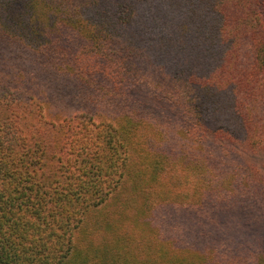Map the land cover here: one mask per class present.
I'll return each instance as SVG.
<instances>
[{
    "label": "trees",
    "instance_id": "trees-1",
    "mask_svg": "<svg viewBox=\"0 0 264 264\" xmlns=\"http://www.w3.org/2000/svg\"><path fill=\"white\" fill-rule=\"evenodd\" d=\"M117 24L132 35L137 51L154 68L144 74L147 78L135 76L128 90L148 117H177L169 108H181L195 136L215 117L220 121L231 112L247 145L264 147V128L251 117L259 105L264 115V0H0V264H101L96 257L100 250L92 252L94 246L84 238L90 230L85 217L101 213L113 201H132L126 191L137 167L130 155L136 150L133 140L141 137L146 146L152 141L139 115L126 114L120 124L105 118L113 94L123 96L122 88L93 97L96 110L76 108L55 123L45 120L41 106L31 108L34 98L28 97V88L24 94L15 92L23 77L10 65L27 49L48 54L55 71L73 75L86 88L100 84L97 75L102 73L128 84L119 68L122 53L107 44V29ZM62 29L89 43L75 52L58 38L42 40ZM243 42L250 47L248 66L240 63ZM216 45L223 46L221 64L210 76L184 82L172 75L179 67L210 69L205 50ZM156 70L169 74L159 78ZM154 177L145 186L153 179L156 191H162L156 187L158 175ZM131 217L143 224L136 226L135 240L125 233L133 232ZM127 218L120 231L112 225L100 236V229L92 228L111 264H119L120 258L124 264L136 259L144 264H198L194 254H205L192 245L186 256L178 257L182 253L173 251L167 235L153 234V224L129 214ZM158 223L170 224L166 218ZM89 252L95 260H88Z\"/></svg>",
    "mask_w": 264,
    "mask_h": 264
},
{
    "label": "rangeland",
    "instance_id": "rangeland-1",
    "mask_svg": "<svg viewBox=\"0 0 264 264\" xmlns=\"http://www.w3.org/2000/svg\"><path fill=\"white\" fill-rule=\"evenodd\" d=\"M111 12L115 13L113 7ZM121 29L119 24L108 27L107 44L109 42L112 49L122 53L124 65L119 68L124 69L122 76L130 80L128 84H120L116 82L117 78L102 73L97 75L100 84L98 81L86 88L73 75L61 76L62 72L55 71L51 59L47 61L48 54L27 49L21 59L10 61L12 72L19 71L17 73L23 77L22 82L15 87V92L24 94L28 88V97L34 98L31 108L34 109L35 104L41 106L45 120L58 123L76 108L85 109L88 106L90 110H96L90 103L93 97L99 99L107 90L116 93L117 89L122 88L123 96H116L119 92L113 94L115 98L108 103L105 118L120 124L126 114L134 117L139 115V123L145 133H150L147 139L152 142L147 143V146L141 137L133 140L132 148L136 150L130 152V155L137 167L133 170L134 178L130 179L126 191L132 201L129 204L125 201L121 205L122 200L113 201L101 213L85 217L84 224L90 230L84 238L94 246L92 252L100 250L97 259L100 258L101 264H111L112 259L99 249L101 239H97L92 228L100 229V236L102 232L105 235L108 227L114 225L118 231L120 228L123 230L127 223L124 218L128 219L129 214L153 224V234L160 237L167 235L169 245H174L173 251L182 253H178V257L186 256L188 250L185 249L197 245V249L205 253L202 256L199 252L192 257V260L197 257L198 264H264V147L247 145L243 135L236 132V119L231 112L220 121L215 117L210 127H203L195 136L190 134V118L181 108H169L175 110L177 117L168 114L166 117L163 114L160 121L156 117H148L128 90L135 76L147 78L144 74L154 73V68L137 51L132 43V35ZM55 38L75 52L89 43L67 29H62L60 35L52 34L42 40L52 43ZM29 47L33 48L31 45ZM110 47L106 45L107 49ZM205 51L204 59L210 62V69L195 66L192 72L179 67L172 75L184 82H189L190 77L203 80L210 76L221 64L218 53L223 51V46L216 45L212 51ZM249 54V44L243 42L239 56L242 66H248ZM141 67L143 69L137 70ZM114 72L117 70L107 71L110 74ZM168 74L156 70L154 76L164 78ZM101 77H105L104 80ZM261 109V105L256 107L251 117L255 124L264 128ZM95 112L101 113V110ZM136 123L137 119L134 121ZM125 129L130 130L129 126H125ZM146 168L148 170H144ZM155 168L160 174H157ZM154 175H158L156 187L162 191H156L152 185L155 181L153 179L148 187L145 186L146 181L155 178ZM159 218L168 219L170 224L162 226L158 223ZM129 222L133 225V232L130 233L128 229L129 233H125L133 237L129 239L135 240L136 226L142 223L134 222L132 217ZM143 243L145 246L146 242ZM85 254L89 261L95 260L93 253ZM203 258L206 259L204 263ZM125 262L120 258L119 264ZM133 264L144 262L136 259Z\"/></svg>",
    "mask_w": 264,
    "mask_h": 264
}]
</instances>
